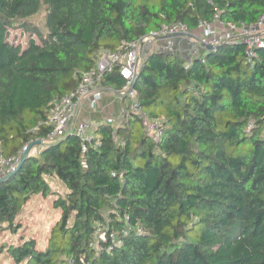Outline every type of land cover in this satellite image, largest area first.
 Masks as SVG:
<instances>
[{"label":"trees","instance_id":"1","mask_svg":"<svg viewBox=\"0 0 264 264\" xmlns=\"http://www.w3.org/2000/svg\"><path fill=\"white\" fill-rule=\"evenodd\" d=\"M263 10L264 0H0L2 154L44 139L52 100L77 88L98 50L171 22L200 33L198 21L217 11L251 24ZM41 11L43 28L33 19ZM14 28L29 33L24 46L8 38ZM204 51L142 56L134 90L147 119L160 120L157 142L127 112L99 123L85 150L74 133L43 142L0 181V230L20 228L30 196L48 194L45 175L67 189L52 203L61 215L44 248L24 234L4 245L11 264H264V49L252 63L240 42ZM124 82L117 69L101 80ZM106 217L107 235L126 217L129 232L118 245L100 240L110 249L95 255L94 223Z\"/></svg>","mask_w":264,"mask_h":264},{"label":"built area","instance_id":"2","mask_svg":"<svg viewBox=\"0 0 264 264\" xmlns=\"http://www.w3.org/2000/svg\"><path fill=\"white\" fill-rule=\"evenodd\" d=\"M198 27L200 29L199 39L205 44L217 46L224 42L242 43L244 46L243 54L249 63L254 61L258 49H264V10L260 13L257 20L251 24L241 21L238 23L223 22L219 19V12L217 11L211 21H198ZM187 32H190L191 36L182 34ZM176 33H179L181 37L194 39V34L183 23L178 21L162 24L158 31L150 32L137 40L123 43L115 50H98L94 54L95 65L91 69L81 73L77 88L52 100L47 116V123L51 125V130L45 134L44 139H35L25 143L17 153L11 155H3L0 150V179L17 169L24 153H26V156L36 154L39 152L38 149L43 142L55 141L69 133H74L78 137L81 149L85 150L92 143L94 138L93 131L98 124L90 120H81L74 124L73 119L86 98H91L90 106L94 107L95 102L101 98L105 87L101 83L102 77L104 73L113 69H117L119 75L125 81L120 89V93L124 98V103L120 108L121 117L127 112L135 113L142 121L145 133L153 141L157 142L161 134L160 120L147 119V114L140 106L135 90L130 91L129 88L132 77L137 73L141 65L144 54L143 48L146 46L152 47L153 42L159 39V42L152 47L153 50L172 51L173 37L170 35ZM199 54L197 48L193 49L192 56ZM191 89L194 94L198 93L194 91V87H191ZM107 121L110 122V120ZM252 126L253 121H249L248 129ZM261 130L264 133V125ZM31 142L34 143L29 147ZM49 176L45 175V179ZM127 219L126 217V224L124 226L120 227L118 231L111 230L108 235V218L95 221V229L89 241V245L94 249L95 255H98L104 249H110V247L103 248L100 240L105 241L108 238L111 243L115 245L120 244L121 237L129 232ZM79 260L82 262L83 258L80 257ZM75 263L76 259L74 256L68 257L65 261V264Z\"/></svg>","mask_w":264,"mask_h":264},{"label":"rangeland","instance_id":"3","mask_svg":"<svg viewBox=\"0 0 264 264\" xmlns=\"http://www.w3.org/2000/svg\"><path fill=\"white\" fill-rule=\"evenodd\" d=\"M43 15L44 13L41 11L33 18L35 24H37L40 28H43ZM32 37L36 36L33 35ZM8 38L11 41L20 43L24 46L29 39V33L21 28H14L10 30ZM198 47H200V44L195 40L193 41L187 37H173V47L171 52L182 56L185 60H189L192 57L193 49ZM49 187L50 191L46 196L42 194H38L36 196V207L38 208L33 205L30 213H28L29 210L26 209L20 216L17 217L16 221L21 223L20 228L16 229L14 227V231L7 228L0 230V264H11L12 259L8 257L6 247L12 243H16L19 240L20 235L24 234V239L35 237L36 245L37 247H40L39 249H42L45 246V239L50 228L57 220L56 218L60 217L58 216L60 209L54 208L52 203L59 195H65V192H63L65 189L62 183H60L58 187H51L50 185ZM4 245H6V247H4Z\"/></svg>","mask_w":264,"mask_h":264},{"label":"crops","instance_id":"4","mask_svg":"<svg viewBox=\"0 0 264 264\" xmlns=\"http://www.w3.org/2000/svg\"><path fill=\"white\" fill-rule=\"evenodd\" d=\"M176 37L177 38H182L181 36H176ZM199 37H200L199 31H195L194 32V39H192V40L193 41L195 40L196 42H198L197 39H199ZM158 42H159V39L154 41L153 44H152V47L155 46ZM152 47H150V46L149 47H147V46L144 47L143 48V53H145L146 51H153ZM197 50H198V52L200 54L204 52V48L201 45H200V47L197 48ZM123 100H124V98H123V96L120 93V89L116 90V89H113V88H110V87H104L103 92H102V96H101V98L99 100H97L95 102L94 107L90 106V104H91V98L90 97L86 98L82 102L77 115L73 119V122L75 124L77 121L90 120V121H94L97 124H99V123H102V122H108L107 120H110V122L118 121L121 118L120 108L122 107ZM40 149H41V147H39L38 150H40ZM46 180L48 182V185H50L51 187L52 186L58 187L60 185V183H62L55 176H51V177L49 176V177L46 178ZM63 186H64L65 191H63V190L62 191L65 192L64 194H66L67 193V189H66L64 184H63ZM37 195L38 194H33V195L30 196L29 201L23 206L22 211L20 212V214L18 216H20L22 214V212H24L26 209H28L29 210L28 213H30L32 206L33 205L35 207L37 206V200L35 199ZM36 208H38V207H36ZM58 214H57L58 216L61 215L60 210H59ZM58 218L59 217H57L56 219H58ZM55 222H54V224H55ZM38 248H40V247H38Z\"/></svg>","mask_w":264,"mask_h":264},{"label":"water","instance_id":"5","mask_svg":"<svg viewBox=\"0 0 264 264\" xmlns=\"http://www.w3.org/2000/svg\"><path fill=\"white\" fill-rule=\"evenodd\" d=\"M182 34L185 35V36H191V35H190V32L182 33ZM179 35H180L179 33H176V34H172V35H170V36H171V37H176V36H179ZM167 36H169V35H167ZM197 41L199 42V44H200L201 46L204 47V49H205L206 51H212L213 49L216 48V46H214V45L203 43L200 39H197ZM135 78H136V74L132 77L131 84H130V88H129L130 91L134 90ZM38 142H40V141H38ZM33 143H34V142H31V143L29 144V147H30ZM25 157H26V153L23 154V156H22V158H21V161H20V163H19L17 169L20 167V165H21L22 162L24 161ZM17 169H16V170H17ZM16 170H15V171H16ZM15 171H14V172H15ZM14 172H13V173H14ZM13 173H10V174L6 175L4 178L0 179V181H1V180H4V179L7 178V177H9V176L12 175Z\"/></svg>","mask_w":264,"mask_h":264}]
</instances>
